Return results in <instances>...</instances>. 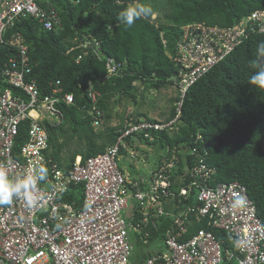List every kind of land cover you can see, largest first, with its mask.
<instances>
[{"label":"built area","instance_id":"1","mask_svg":"<svg viewBox=\"0 0 264 264\" xmlns=\"http://www.w3.org/2000/svg\"><path fill=\"white\" fill-rule=\"evenodd\" d=\"M27 17L35 18L48 31L60 27L54 9L40 7L36 0H0V48L16 50L0 68V166L6 167L10 179L22 178L30 167L40 165L46 167L47 176L37 182L31 206L23 198L0 204V264H135L128 231L146 243L150 231L163 222L167 224L162 249L152 245L151 250L156 251L141 264H264V224L255 204L237 181L209 186L214 170L202 162V155L207 154L204 147L202 152L193 149L189 153L196 165L179 178L170 171L179 160L175 149L145 178L130 176L125 170L137 169L134 161L145 157V149L137 144L141 139L152 141L150 130L173 128L184 92L242 42L243 27L223 31L185 25L171 58L179 67L177 83L182 93L176 117L166 123L132 125L103 153L83 160L77 157L65 168L48 156V131L64 122L58 104H72L73 98L58 82L41 90L32 73L29 75L23 38L9 33L16 22ZM251 20L264 32V12H254L248 17ZM105 67L108 76H121L124 65L106 58ZM89 96L96 102L99 93ZM90 114L94 117L100 111L93 106ZM23 122L27 123L26 137L15 149ZM99 125L94 120L93 126ZM128 136L132 142L125 141ZM199 139L197 136L195 142ZM78 187L80 200L66 201L64 196ZM191 197L192 204H176ZM237 197L244 203L233 207ZM129 209L127 222L122 214ZM200 223L203 226L197 228ZM239 240L244 246H236Z\"/></svg>","mask_w":264,"mask_h":264},{"label":"trees","instance_id":"2","mask_svg":"<svg viewBox=\"0 0 264 264\" xmlns=\"http://www.w3.org/2000/svg\"><path fill=\"white\" fill-rule=\"evenodd\" d=\"M143 1L156 6L160 2L159 7L165 10L163 16L158 14L154 21L151 15L142 17L131 27L120 22L119 14L129 3L137 5ZM49 3L57 11L59 28L45 30L35 18L27 17L16 23L11 33L22 36L27 47L29 75L32 73L31 78L38 87L46 90L48 83L58 82L63 92L73 97L72 104H58L64 122L48 131V156L65 168L77 156L83 160L103 153L129 128L130 119L139 121L134 113L125 114L118 118V123L112 124L115 104L123 99L136 102L139 89L133 86L135 82L144 87L140 96L150 90L175 88L176 96L170 99L167 120L176 116L182 95L177 83L179 67L172 64L166 52H174L176 40L183 35V26L201 24L217 26L223 31L235 25L243 27L242 44L184 92L174 129L154 132V140H143V143L159 154L154 169L175 149L179 160L170 171L176 172L174 176L178 178L186 163H190L189 167L195 166L182 150L200 152V145L206 146L208 155H202L205 156L202 162L215 171L209 186L233 181L242 184L264 224V90L249 83L255 71L251 62L258 44L264 42V32H259L258 22L248 21L254 12H264V0H49ZM40 6L48 8L44 3ZM102 54L124 63L122 76L105 79L104 64L99 60ZM15 55L12 47L0 48V68ZM6 87L15 93L13 87ZM96 90L101 96L92 102L89 94ZM93 106L99 108L100 115L90 114ZM94 120L100 125L94 127ZM26 124L19 126L15 149L25 140ZM198 135L201 141L196 143ZM74 137L81 147L70 151L68 143ZM132 139L128 136L125 141ZM64 148L70 153L66 163L61 156ZM80 190L78 187L70 191L64 199L80 200ZM192 202L193 197L176 204ZM166 224L163 222L158 229L151 230L146 243L161 241ZM151 248L143 247L137 258L146 260L153 252Z\"/></svg>","mask_w":264,"mask_h":264},{"label":"clouds","instance_id":"3","mask_svg":"<svg viewBox=\"0 0 264 264\" xmlns=\"http://www.w3.org/2000/svg\"><path fill=\"white\" fill-rule=\"evenodd\" d=\"M45 2H48L47 3V6L50 7V8H52V9H54V11L57 12L55 10V8L53 6H51V4L49 3V0H36V4L39 5V6H40V3H44L45 6H46V3ZM131 4L132 3H129V7L126 8V9H124V10H122L120 12V14H119V20H120V22L123 23V24H125V25H127L128 27H131L135 23L136 20H138V19H140L142 17H147V16H150L151 15V20H152V19H156V17L158 16L156 14L157 12L156 11L153 12L152 8L149 7V6H146V5H143V4H137V5L131 7ZM154 14H156L155 18L152 17V15H154ZM16 23H18V22H16ZM16 23L13 25L12 28H10V32L9 33H11V31L13 30L14 26L16 25ZM212 27L213 28H216V29H219L217 26H212ZM14 33H11V34H14ZM179 41H180V37H178V39L176 40V43H175V45L173 47L174 49H175V47H176V45H177V43ZM240 44H242V42ZM240 44H238L237 46H239ZM235 48H233V50ZM233 50L230 51L228 54H226L225 57L222 59L221 62L217 63L215 66H213L211 69H209L206 73H208L210 70L214 69V67H217L219 64H221L226 59H228L229 55L233 52ZM69 51H70V49L67 51V53ZM173 54H174V52L172 54L166 52V55L169 57V59H170L171 62H172L171 58H172ZM106 58H113L115 61H117V60L114 57L106 56L105 54H102L99 57V60L101 62H103V64H104V69H105V72H106L105 79H108L109 80L111 77H117V76H108V73H107V70H106V67H105ZM122 64L124 65V63H122ZM172 64L174 65L173 62H172ZM251 66H252V68L255 69V71L249 77V83L252 84V85H255L260 90H264V42H260L258 44L257 49H256L255 57H254V59L251 62ZM123 73L124 72H122L121 76L123 75ZM133 86L136 87V89L137 88L139 89V91L136 92L137 93V97L139 98L140 97V93L144 89V87L140 84V82H135ZM96 92L99 93V97H97V98H100V96H101L100 92L97 91V90H96ZM65 94L72 96L71 94H68V93H65ZM137 97H136V99H137ZM116 105H118V104H115V106ZM97 109H99V108H97ZM132 114H134V113H132ZM136 115L138 116V120L139 121L135 120L136 122H134L133 119H130L128 122H132V123L128 124L127 125L128 127H130L132 125H135V124H137L139 122H142V121H146V122H150V123H166V122H169L170 120H172V119H174L176 117L175 116L174 118H172L170 120H167L165 118L164 121L155 120V119H151L153 121H150V118L142 117L137 112H136ZM176 115H177V113H176ZM128 116H130V115H128ZM179 116H180V112H179ZM178 120H179V117H178ZM178 120H177V122L175 124L178 123ZM173 129H174V127L172 129L162 130V131L171 132ZM154 132H157V131H154V130H150L149 131V133H150V135L152 137V141L154 140V135H153ZM198 136L200 137V139L196 143H198V142L201 141V136L200 135H198ZM147 141L148 142H152V141H149V140H147ZM137 145H139L138 147H140L142 149H145V151L143 153L145 155V157L142 158L143 161H144V159L146 158V154L148 152L147 149H148V146L149 145L148 144H144L143 143V139L139 140ZM203 147L206 149V146L200 145V148H199L200 152H202ZM192 150L193 149L187 150L186 148H184L182 150V152H184L187 155V157H189L190 159H192L193 162L196 165L197 160L189 154ZM207 155H208V152H207ZM77 157H80V156H77ZM76 158H75V160H76ZM188 164H190V163H186L184 165V167H182L183 173H186L187 170H189L190 168H192V167H189ZM131 168L135 169L134 166H131ZM209 169H212V168H209ZM153 170H154V168L151 169L148 172L147 175H144V176H141V177H144V178L147 177ZM127 172L129 173L130 176H134V177L135 176H138L137 173H136V171L135 172L133 171V173H130L127 170ZM46 176H47V169H46V167L40 165V166H37L35 168L30 167L28 169V171H27V174L24 177H22V178H19V179H10L9 176H8L6 167L0 166V204H11L13 202V199L14 198H16V199L23 198L25 200V202L29 206H31L34 203L33 192H34V190L36 188L37 182L40 181V180H44L46 178ZM243 203H244L243 199L240 198V197H237L236 200H235V202H234V204H233V207L242 206ZM200 226L202 227L203 224L200 223L197 228H199ZM244 243L245 242L243 240H239V241L236 242V246L237 247H242V246H244Z\"/></svg>","mask_w":264,"mask_h":264},{"label":"rangeland","instance_id":"4","mask_svg":"<svg viewBox=\"0 0 264 264\" xmlns=\"http://www.w3.org/2000/svg\"><path fill=\"white\" fill-rule=\"evenodd\" d=\"M143 5L149 6L152 8L153 12H157L156 14L162 15L165 11L162 7H159L161 4L160 2H157V5H154L152 2L143 1ZM136 3H132V6H135ZM156 14L152 15L153 18H155ZM157 19V17H156ZM152 19V21L156 20ZM145 95L137 97L136 102L134 103L131 99H123L114 107L113 110V117H112V124L118 123V118L127 115H131L132 113H138L142 117H147L150 119L155 120H161L164 121L165 118L167 119V116L169 114V111L171 109V103L170 99H173L174 96H176V89L169 87L166 90H162L160 92H156L154 90H150L144 93ZM68 149L70 151L79 150L80 144L78 142L77 138H73L69 140L68 143ZM83 145V143L81 142ZM148 152L146 154V158L142 159V157H138L134 162L135 166L137 167L136 173L138 176H144L147 175L148 172L153 169L156 156L159 155L154 152V148L151 146H148ZM62 159L64 163H66V160L70 157V153L67 151L66 148H64L61 152ZM122 166L125 167L124 162L121 163ZM125 170H128L130 173H133L131 167L125 168ZM131 211L132 209L126 210L123 212V217L127 220V222L130 221L131 218ZM129 242H131L134 246V254L132 255V260L139 264L141 261H144L142 258H137V255L142 253L143 247L144 248H151L152 245H155L157 248L162 249L161 247V241L155 240L152 243L151 242H142L137 240V237H132V232L129 230ZM153 251H156V249H153Z\"/></svg>","mask_w":264,"mask_h":264},{"label":"crops","instance_id":"5","mask_svg":"<svg viewBox=\"0 0 264 264\" xmlns=\"http://www.w3.org/2000/svg\"><path fill=\"white\" fill-rule=\"evenodd\" d=\"M132 169V171H134L135 169H133V168H131ZM135 172V171H134Z\"/></svg>","mask_w":264,"mask_h":264},{"label":"water","instance_id":"6","mask_svg":"<svg viewBox=\"0 0 264 264\" xmlns=\"http://www.w3.org/2000/svg\"><path fill=\"white\" fill-rule=\"evenodd\" d=\"M263 150H264V146H263Z\"/></svg>","mask_w":264,"mask_h":264}]
</instances>
